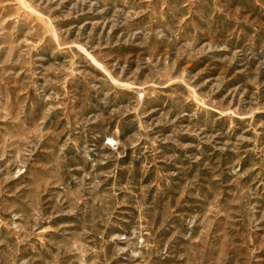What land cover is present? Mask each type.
Masks as SVG:
<instances>
[{"label": "rangeland", "instance_id": "374dc122", "mask_svg": "<svg viewBox=\"0 0 264 264\" xmlns=\"http://www.w3.org/2000/svg\"><path fill=\"white\" fill-rule=\"evenodd\" d=\"M0 264H264V0H0Z\"/></svg>", "mask_w": 264, "mask_h": 264}]
</instances>
